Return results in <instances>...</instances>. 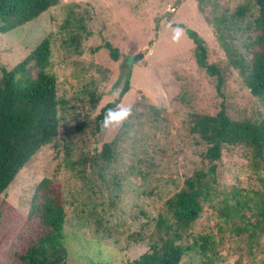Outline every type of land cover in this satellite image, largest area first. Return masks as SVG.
<instances>
[{"label":"rangeland","instance_id":"1","mask_svg":"<svg viewBox=\"0 0 264 264\" xmlns=\"http://www.w3.org/2000/svg\"><path fill=\"white\" fill-rule=\"evenodd\" d=\"M71 13L83 23L77 44L62 26ZM256 16L255 0H58L36 19L0 32V67L7 68L50 39L59 100L57 137L0 195V264H19L13 253L42 231L27 213L43 177L62 192L68 264H128L146 251L165 200L207 166L206 144L190 131L192 114L213 115L222 105L234 120L264 115L233 63L251 57ZM185 28L204 40L208 62L222 75L219 89L217 77L197 65ZM105 42L118 48L117 60ZM125 61L130 89L96 129L101 107L118 96ZM105 142L113 153L102 163ZM216 163L210 195L186 237L194 247L179 264H264V169L244 144L225 145Z\"/></svg>","mask_w":264,"mask_h":264},{"label":"trees","instance_id":"2","mask_svg":"<svg viewBox=\"0 0 264 264\" xmlns=\"http://www.w3.org/2000/svg\"><path fill=\"white\" fill-rule=\"evenodd\" d=\"M57 3L58 0H0V32L7 33L36 19ZM255 3L254 35L249 37L247 44L253 47L248 49L251 57L240 56L233 63L239 68L250 93L261 101L264 109V0H255ZM237 12L242 15L245 8L240 6ZM64 25L71 30L68 40L77 44L81 37L79 30L83 29L82 19L71 13L64 20ZM175 25L184 27L179 23ZM185 32L193 40L197 65L210 76L217 77L216 87L219 89L222 75L214 63L208 62L204 40L192 29L185 28ZM104 47L113 60L119 58L117 47L110 42H105ZM50 56V39L44 37L14 66L0 67V195L30 158L58 135L57 79L49 69ZM125 63L126 68L120 73L123 83L118 96L101 107L96 116V129H99L104 113L114 109L130 89L131 69ZM95 103L94 98L91 104L94 106ZM191 121L190 131L206 144L202 157L207 166L187 177L183 186L165 200V213L154 219L148 249L128 264H179L183 255L194 247L186 237L200 216L203 200L210 195L216 162L225 145L250 147L264 169V115L258 122L234 120L221 105L213 115L192 114ZM112 153V143L105 142L98 159L102 163L108 162ZM96 160L94 158V162ZM65 216L59 186L51 178L43 177L35 186L27 213V220L37 221L42 231L29 240L26 247L13 253L19 264H68L63 243ZM261 217L264 232V206ZM199 239L205 240L203 236Z\"/></svg>","mask_w":264,"mask_h":264},{"label":"water","instance_id":"3","mask_svg":"<svg viewBox=\"0 0 264 264\" xmlns=\"http://www.w3.org/2000/svg\"><path fill=\"white\" fill-rule=\"evenodd\" d=\"M148 52V49H144L143 52H139L138 54L135 55L134 61H137L141 58H143L144 54Z\"/></svg>","mask_w":264,"mask_h":264}]
</instances>
